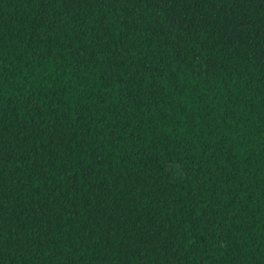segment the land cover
Instances as JSON below:
<instances>
[{
	"label": "trees",
	"instance_id": "16d2710c",
	"mask_svg": "<svg viewBox=\"0 0 264 264\" xmlns=\"http://www.w3.org/2000/svg\"><path fill=\"white\" fill-rule=\"evenodd\" d=\"M0 264H264V0H0Z\"/></svg>",
	"mask_w": 264,
	"mask_h": 264
}]
</instances>
